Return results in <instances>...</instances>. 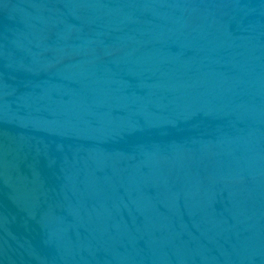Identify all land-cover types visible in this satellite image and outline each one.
Masks as SVG:
<instances>
[{"label": "water", "instance_id": "water-1", "mask_svg": "<svg viewBox=\"0 0 264 264\" xmlns=\"http://www.w3.org/2000/svg\"><path fill=\"white\" fill-rule=\"evenodd\" d=\"M0 264H264V0H0Z\"/></svg>", "mask_w": 264, "mask_h": 264}]
</instances>
